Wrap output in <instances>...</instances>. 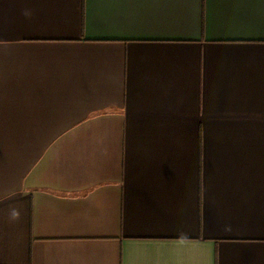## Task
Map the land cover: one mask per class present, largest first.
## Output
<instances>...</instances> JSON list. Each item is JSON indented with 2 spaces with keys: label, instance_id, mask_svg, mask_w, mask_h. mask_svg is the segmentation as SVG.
<instances>
[{
  "label": "crops",
  "instance_id": "obj_1",
  "mask_svg": "<svg viewBox=\"0 0 264 264\" xmlns=\"http://www.w3.org/2000/svg\"><path fill=\"white\" fill-rule=\"evenodd\" d=\"M0 264H264V0H0Z\"/></svg>",
  "mask_w": 264,
  "mask_h": 264
},
{
  "label": "clouds",
  "instance_id": "obj_2",
  "mask_svg": "<svg viewBox=\"0 0 264 264\" xmlns=\"http://www.w3.org/2000/svg\"><path fill=\"white\" fill-rule=\"evenodd\" d=\"M26 15H27V13H26ZM13 215L15 216V215H16V213H15V212H13Z\"/></svg>",
  "mask_w": 264,
  "mask_h": 264
}]
</instances>
